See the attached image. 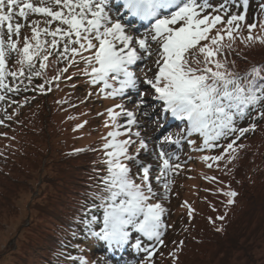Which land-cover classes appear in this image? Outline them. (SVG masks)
Listing matches in <instances>:
<instances>
[{
	"label": "snow or ice",
	"instance_id": "snow-or-ice-1",
	"mask_svg": "<svg viewBox=\"0 0 264 264\" xmlns=\"http://www.w3.org/2000/svg\"><path fill=\"white\" fill-rule=\"evenodd\" d=\"M116 2L123 11L113 18L110 0H39L38 4L32 0H0V89L19 91L5 82L9 76L13 80L23 77L29 82L33 77H41L49 66V57L55 52L58 60L69 61V66L82 61L89 83L102 85L98 94L106 99L126 96L129 91L137 92L140 97L137 107L145 116H148L143 108L146 90H141L140 85L150 86L152 98L159 102L162 113L185 124L184 138L189 145H196V140L190 139L196 135L202 143L195 150L223 149L219 155L201 157L209 168L225 155L233 159L236 141L255 129V124L239 128L238 122L251 117L253 112L264 118L261 68L253 67L240 75L230 70L226 58H217L223 57L225 39L229 42L227 47L231 48L246 19L245 14H232L226 21L223 19L230 11L229 3L237 0H224L218 7H212L208 0ZM247 5L248 0H243L245 13ZM209 8L213 13L222 14H205ZM31 14L46 18L43 21L46 26L40 27V20L27 23L31 37L25 36L20 46V33L25 25L18 21L27 22ZM125 15L150 22L149 34L139 38L127 34L122 23ZM256 27V22L247 25L249 34L241 42L259 40L264 43V37L252 35ZM259 27L264 31V22H260ZM152 44L156 45L155 49ZM13 55L19 66L16 71L7 67V60ZM149 56L155 57V70L150 68L152 76L145 73L140 80L131 70L132 66ZM37 61L39 68L33 71ZM67 71L68 66L59 69L53 81H59ZM49 83L37 85L38 90L43 92L45 84ZM4 99L5 96L0 95V101ZM106 112L105 127L111 129L102 137L104 159L101 163L105 165L106 174L101 177L99 192L93 194L94 203L85 205L82 223L86 234L102 242L107 252L115 253L129 247L145 254L141 264H153L152 258L157 247L163 246L167 227L163 219L167 210L158 201L169 198L171 177L181 168L174 162L179 157L162 146L153 152L159 161L155 175L156 184L163 189L159 192L152 183V165L139 158L141 151H148V144L141 138L140 131H133L139 128L136 113L120 103ZM121 117L126 122H122ZM232 136L235 138L230 142L222 143ZM180 143L181 139H173L170 135H164L161 141V144ZM133 147L134 153L129 151ZM133 167L137 169L135 173ZM208 179L213 181L215 177ZM223 194L228 197V205L233 204L238 195L232 190ZM97 210L101 215H97ZM188 214H192L190 207ZM79 264H88V261L81 257Z\"/></svg>",
	"mask_w": 264,
	"mask_h": 264
},
{
	"label": "rangeland",
	"instance_id": "rangeland-1",
	"mask_svg": "<svg viewBox=\"0 0 264 264\" xmlns=\"http://www.w3.org/2000/svg\"><path fill=\"white\" fill-rule=\"evenodd\" d=\"M213 1L216 0H208L212 7H218L223 3L221 1L212 3ZM32 2L38 4L39 0H32ZM110 4V14L113 18H117V13L123 11L122 6L116 0H110ZM233 6V4H229L230 10L233 9ZM233 13L223 15V19L226 21ZM205 14L222 13H213L212 8H209ZM129 18L130 15H125L122 20L127 34L137 38L149 34L151 30L150 22L145 23V26H137L135 23H129ZM45 19L40 15L31 14L27 22L18 21L25 25L20 33V46L23 45L25 36L31 37V30L27 23L32 20H40V27H45L46 25L43 23ZM15 22L17 20H14ZM254 22L257 23V27L253 32L257 35L262 34L259 23L264 22V13L263 11H255L250 14L249 20L246 18L242 22L241 32L236 38L247 34V25ZM55 26L56 24L54 23L52 27L54 28ZM217 27H222V25H217ZM212 34H215V30H213ZM5 39H7L6 35ZM13 39H16V37L14 36ZM47 39L50 40L51 37ZM226 42H228L227 39H225L224 43ZM201 43H207V41H202ZM151 47L155 49L156 45L152 44ZM50 57L58 60L55 52ZM77 58L79 61L80 58ZM217 58L220 59L219 56ZM154 59V56L146 57L138 62L137 65L132 66L131 70L140 80L144 79L145 73L148 77H151L153 72L149 71V69L155 70ZM58 62L59 64L64 63L61 60H58ZM84 67L85 65L82 61L71 66L68 64L66 74L61 75L59 81H54V99L61 101L68 94L74 96V101L67 108H61L53 112L50 121L54 134L51 138L52 144H49L52 151L50 153L45 149L41 151L40 154L44 156L43 160L35 158L33 161L31 158L32 160L30 161L32 162L27 163L30 166L23 162L26 173H18L17 176L13 175L12 178L6 179L5 187L9 190L4 191L1 189L8 199L1 200V213L14 215L17 212L18 215L11 223H9L10 220L8 219L0 223L4 231L0 236V264L34 263L42 255L44 239L52 223L60 215L61 207L66 199L64 195L66 194L67 196L79 189V184H87L92 170L91 165L100 161V155L104 157L101 151L104 143L102 137L106 136L107 132L111 130L105 127V122L108 121L106 110L113 108L118 103L123 104L127 110L136 113L139 128H134L133 131H140L141 138L148 144V151H141L139 158L145 164L152 165V183L154 188L161 193L163 191L155 180L159 161L155 159L153 152L158 151V147L162 146L167 151L177 155L179 159L174 162L181 165L178 173L171 177L172 184L169 198L158 201L167 210L163 217L167 227L163 234V246L157 247V251L152 258L153 264H199L208 260L207 255L213 252L210 237L218 228H222L221 219H217V217H224L228 208L232 212L231 206L227 203L228 197L220 195L217 190L223 189L222 192H224L227 189L225 185L231 188L232 186L222 174L224 170L222 163H213V167L209 168L201 157L219 155L223 152V149L216 148L211 151L195 150L202 143V140L196 135L190 138L196 140V145H189L187 139L184 138L185 125L181 121L172 118L170 114L162 113L159 102L152 98L150 86L140 85L141 90H146L143 96L146 103L143 108L148 112V116H145L141 113V109L137 107L140 99L137 92L129 91L126 96L106 99L103 94H98L102 85L93 87L89 83L90 78L83 73ZM18 68L16 67V70ZM38 68L39 61H37L36 68L33 71ZM52 73L57 75V72L52 71ZM65 75L68 76V79L65 78ZM70 80L74 81L69 82ZM17 93L19 96L24 97L18 106L8 108L10 112L7 111L5 99L0 101V148L2 149H7V139L3 136L8 129L6 124L9 122L4 121V119L10 118L8 114H11V111L14 113L22 105H33L39 109V106H42L41 103L43 104L50 100V96L41 98L37 93H33L29 89L25 93L19 90L11 97L18 98ZM2 95H10V92ZM35 98H38V101L34 100ZM68 100L69 98L66 102ZM117 111L119 110L117 109ZM121 121L126 122L123 117H121ZM81 124L83 127L78 128L77 126ZM252 124H255V131L250 130L240 138L242 140L240 144L243 146L257 142L261 135H264V122L260 120L243 121L240 125L246 126L239 128H249ZM179 129H181V132H178ZM164 135H170L173 139L179 138L181 143L179 145L161 144ZM124 138L120 137L119 139ZM232 138L234 139L235 137L233 136ZM133 139L136 138L133 137ZM185 146H187L186 149ZM235 147L236 149L238 148V142ZM255 147H259L261 152H264V141L261 146L257 144ZM78 149L83 151L78 152ZM87 149L89 150L88 153H86ZM129 151L134 152L135 147ZM3 159L5 158L3 157ZM98 169H101L102 175H104L105 166L100 164ZM98 169H95L96 172L93 173L95 177L100 173ZM134 169L137 171L135 167ZM80 176L81 181H79ZM208 177H215V180L207 183L204 179ZM91 179H94L93 175H91ZM2 201H8V203L4 204ZM189 207L192 209L191 216L188 214ZM245 208L243 206V209ZM207 217H210L207 221L213 223V226H209L206 223ZM6 223L7 225L9 223V225H4ZM66 232H63L65 236H67ZM181 241L183 242L182 245ZM83 246L87 245L83 244ZM79 247L80 250L78 252L80 254L77 255L86 259L88 264H133L135 262L141 264L145 255L142 252L136 253L129 247L115 253L105 252L103 243L98 250L94 247L89 249L82 246ZM98 257H101L102 260Z\"/></svg>",
	"mask_w": 264,
	"mask_h": 264
},
{
	"label": "trees",
	"instance_id": "trees-1",
	"mask_svg": "<svg viewBox=\"0 0 264 264\" xmlns=\"http://www.w3.org/2000/svg\"><path fill=\"white\" fill-rule=\"evenodd\" d=\"M239 1L241 3H238L233 9L235 12L241 13L244 11L243 0ZM255 11H263L264 13V0H248L245 13L247 20H249L250 14ZM248 34L237 37L232 42L231 48L227 47L229 42L224 43L225 52L223 57L219 56V58H226L230 70L237 74L244 75L253 67H260L262 70L261 75L264 76V43H260L259 40L241 42L242 38L247 37ZM252 35L264 37V31L260 35L252 32ZM48 64L46 72L44 71L45 73L39 78L33 77L31 82L23 77L13 80L9 76L6 79L10 88L19 87V90L24 93L29 89L41 98L50 96V100L41 103L40 110L33 105H22L14 113L11 111V114H8L9 119H4L5 122L9 123L6 124L7 133L3 136L7 139V149L0 148V207L1 200L7 199L1 189L4 191L9 190L5 187V180L12 178L13 175L17 176L18 173H26L23 162L27 164L32 162L30 161L32 159L34 161L35 158L43 160L44 156L40 152L44 149L48 153L52 151L49 144H52L51 138L54 134L50 121L53 112L61 108H67L74 101V96L68 94L61 101L54 99L55 88L53 87L54 81L52 78L56 75L52 71L58 72L59 69L63 68L56 58L49 57ZM7 67L13 71H16V67H19L15 62L14 55L8 58ZM25 71L27 72V69ZM65 78L68 79V76L65 75ZM45 81L50 83L45 84V90L41 92L38 90L37 85L43 84ZM69 82H73V80ZM49 86L50 91L48 90ZM15 92L18 91H10V95L5 96L8 112H10L9 107L18 106L24 97L19 96L18 93V98L11 97ZM68 98L69 100L66 102ZM34 100L38 101V98ZM256 120L264 122V118H260L256 112H253L251 117L240 120L237 127L246 126L240 125L243 121ZM232 137L222 143L227 144L233 139ZM240 138L237 141L238 148L232 153L234 158L230 160V157L225 155L224 159L219 161L224 169L223 176L232 186L231 188L225 185L227 189L224 192L232 190L238 195L234 198V203L230 205L232 212L229 208L226 209V213L221 220L222 231H216L210 237L213 252L207 255L208 260L199 264H264V152H261L259 147H255L257 144L261 146L264 135H261L257 142L249 143L248 146L240 144V141H242ZM88 152L87 149L86 153ZM95 168L91 165L92 170L88 177L90 178L88 184H79V189L67 196L64 195L66 199L61 207L60 215L54 220L44 239L42 255L34 263L29 262L28 264H72L74 253L80 250L79 246L86 249L98 247L99 242L90 235L86 238L85 243L82 242L85 237L77 239L78 228L80 229L82 225L85 226L82 223L85 205L91 206L94 203L93 194L100 190L99 183H96L98 178L93 174L96 172ZM91 175L94 176L93 180ZM81 180L80 176L79 181ZM204 181L210 182L208 178H205ZM217 191L220 195H224L223 189ZM95 202L98 203V201ZM2 203L7 204L8 201H2ZM243 206L246 208L243 209ZM239 213L240 215H238ZM17 215V212L14 215L2 214L0 210V223H3L6 219L10 220L9 223H11ZM97 215H101L99 210H97ZM208 218L210 217H207L206 221ZM206 223L209 226L214 225L210 221ZM4 225H7V223ZM62 231H67V236ZM3 232V228L0 226V236ZM83 244L87 246H83Z\"/></svg>",
	"mask_w": 264,
	"mask_h": 264
},
{
	"label": "bare ground",
	"instance_id": "bare-ground-1",
	"mask_svg": "<svg viewBox=\"0 0 264 264\" xmlns=\"http://www.w3.org/2000/svg\"><path fill=\"white\" fill-rule=\"evenodd\" d=\"M135 19L139 22V24H142V22H144V21H142V20H140V19H138V18H136L135 17ZM131 19H129V21H130Z\"/></svg>",
	"mask_w": 264,
	"mask_h": 264
}]
</instances>
